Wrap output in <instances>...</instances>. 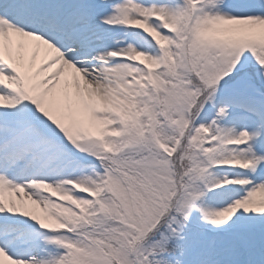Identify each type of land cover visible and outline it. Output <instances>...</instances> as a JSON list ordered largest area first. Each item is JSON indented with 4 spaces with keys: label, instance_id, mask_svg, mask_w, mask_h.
Returning a JSON list of instances; mask_svg holds the SVG:
<instances>
[{
    "label": "snow or ice",
    "instance_id": "6c2138e0",
    "mask_svg": "<svg viewBox=\"0 0 264 264\" xmlns=\"http://www.w3.org/2000/svg\"><path fill=\"white\" fill-rule=\"evenodd\" d=\"M0 264H264V0H0Z\"/></svg>",
    "mask_w": 264,
    "mask_h": 264
},
{
    "label": "bare ground",
    "instance_id": "6f19581e",
    "mask_svg": "<svg viewBox=\"0 0 264 264\" xmlns=\"http://www.w3.org/2000/svg\"><path fill=\"white\" fill-rule=\"evenodd\" d=\"M26 203H31L30 201H26ZM33 207H35V209H36V211L39 213L40 212V209H39V207H37V206H33Z\"/></svg>",
    "mask_w": 264,
    "mask_h": 264
}]
</instances>
